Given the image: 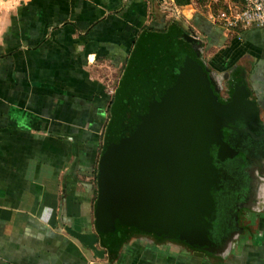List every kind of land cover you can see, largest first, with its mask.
I'll return each instance as SVG.
<instances>
[{"label": "crops", "instance_id": "0c3cea01", "mask_svg": "<svg viewBox=\"0 0 264 264\" xmlns=\"http://www.w3.org/2000/svg\"><path fill=\"white\" fill-rule=\"evenodd\" d=\"M240 0H0V264H264V205L222 253L132 230L99 249V156L114 94L137 39L173 20L192 27L224 75L245 71L264 112V25L229 28ZM118 73V72H117ZM116 74V72H115ZM227 79H222V84Z\"/></svg>", "mask_w": 264, "mask_h": 264}, {"label": "water", "instance_id": "95a60500", "mask_svg": "<svg viewBox=\"0 0 264 264\" xmlns=\"http://www.w3.org/2000/svg\"><path fill=\"white\" fill-rule=\"evenodd\" d=\"M191 37L201 54L202 41ZM222 79L229 80L228 99L220 94ZM260 111L241 67L224 75L205 69L179 46L173 29L141 35L104 132L97 230H69L94 249L100 239L108 248L119 246L131 226L213 246L215 191L226 174L220 163L236 150L231 134L244 130L238 120L244 119L252 136L264 128ZM114 232L113 243L108 233Z\"/></svg>", "mask_w": 264, "mask_h": 264}, {"label": "flooded vegetation", "instance_id": "af4514ba", "mask_svg": "<svg viewBox=\"0 0 264 264\" xmlns=\"http://www.w3.org/2000/svg\"><path fill=\"white\" fill-rule=\"evenodd\" d=\"M228 91L229 80H225L220 90L224 99L229 98ZM260 118L264 121L262 109ZM238 123L244 130L234 131L231 134L232 140L236 144V150L227 155L226 161H221L220 164L226 174L221 176L215 191L213 231L215 230V238L218 237V234H221L222 237V244L217 251H223L229 240L242 234L249 218H252L251 216L257 209L264 205V137L262 135L264 128L258 130L256 136H252L247 131L244 119L238 120ZM166 238L181 240L179 237L167 236ZM196 250L201 254L211 251V249L199 248Z\"/></svg>", "mask_w": 264, "mask_h": 264}, {"label": "trees", "instance_id": "16d2710c", "mask_svg": "<svg viewBox=\"0 0 264 264\" xmlns=\"http://www.w3.org/2000/svg\"><path fill=\"white\" fill-rule=\"evenodd\" d=\"M169 29H173V31L176 33V41L178 42L179 46L188 54H191L192 56H194L198 61H200V63L202 64V66L205 69H211L210 64L206 61V59L203 57L202 53L200 54L197 50V48L194 47L196 41L191 37L192 34V27L190 25L184 24L181 20H173L166 29L161 30V31H167ZM156 30H147L144 34L149 33V32H154ZM119 85V84H118ZM112 102V101H111ZM111 105V104H110ZM110 110H111V106H110ZM97 170L98 167L96 169V177H97ZM97 193H98V189H97ZM116 223L119 224L118 220H116ZM121 225V224H120ZM130 229V233H129V237L131 235V231L134 230L133 226L129 227ZM139 231V230H138ZM219 233H221L220 231H218ZM110 236V239H112V242H116L114 235H116V232L113 233H108ZM221 235V234H220ZM218 234L217 238H214L213 242V246H207L205 244H199L197 245H192L190 244L188 241L186 240H179L181 242H183L184 244H186L189 247H192L193 249L199 248V249H211V251H208L209 253H222V251H217L219 250V247L222 244V237ZM114 238V239H113ZM120 243V242H119Z\"/></svg>", "mask_w": 264, "mask_h": 264}, {"label": "built area", "instance_id": "2783aa9c", "mask_svg": "<svg viewBox=\"0 0 264 264\" xmlns=\"http://www.w3.org/2000/svg\"><path fill=\"white\" fill-rule=\"evenodd\" d=\"M241 4L236 7L220 10L216 17L226 27L233 28L243 24L264 25V0H240ZM199 37L198 34L193 33Z\"/></svg>", "mask_w": 264, "mask_h": 264}, {"label": "rangeland", "instance_id": "374dc122", "mask_svg": "<svg viewBox=\"0 0 264 264\" xmlns=\"http://www.w3.org/2000/svg\"><path fill=\"white\" fill-rule=\"evenodd\" d=\"M115 72H116V74H115ZM119 73H120V70L109 69L108 74H106L107 79H108L107 87L113 94H114V92H115V90L117 88L116 85H117V82H118ZM247 217H249V216L247 215Z\"/></svg>", "mask_w": 264, "mask_h": 264}]
</instances>
